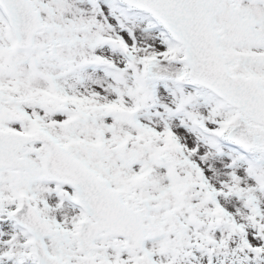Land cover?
<instances>
[{
  "label": "snow or ice",
  "instance_id": "1",
  "mask_svg": "<svg viewBox=\"0 0 264 264\" xmlns=\"http://www.w3.org/2000/svg\"><path fill=\"white\" fill-rule=\"evenodd\" d=\"M0 264H264V0H0Z\"/></svg>",
  "mask_w": 264,
  "mask_h": 264
}]
</instances>
